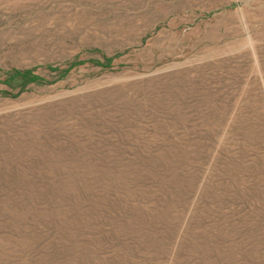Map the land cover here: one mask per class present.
Listing matches in <instances>:
<instances>
[{
	"label": "rangeland",
	"instance_id": "374dc122",
	"mask_svg": "<svg viewBox=\"0 0 264 264\" xmlns=\"http://www.w3.org/2000/svg\"><path fill=\"white\" fill-rule=\"evenodd\" d=\"M0 80V264H264V0H0Z\"/></svg>",
	"mask_w": 264,
	"mask_h": 264
},
{
	"label": "trees",
	"instance_id": "16d2710c",
	"mask_svg": "<svg viewBox=\"0 0 264 264\" xmlns=\"http://www.w3.org/2000/svg\"><path fill=\"white\" fill-rule=\"evenodd\" d=\"M118 56H104V61L98 59L89 60V62L94 63L95 65L102 66V67H111L114 63V60L117 59ZM84 62L87 61H74L70 62L67 67L60 68L53 65H48L46 68L54 73H60V77H65L70 73V71L79 65H82ZM9 77L7 79L8 82H12L16 79L21 80L24 83H46L49 82L47 78L37 72L36 68H29V69H12L11 71L7 72ZM1 81V80H0Z\"/></svg>",
	"mask_w": 264,
	"mask_h": 264
}]
</instances>
